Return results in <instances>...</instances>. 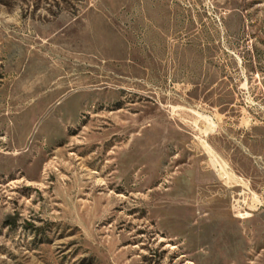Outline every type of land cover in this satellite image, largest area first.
I'll return each instance as SVG.
<instances>
[{
    "label": "rangeland",
    "instance_id": "1",
    "mask_svg": "<svg viewBox=\"0 0 264 264\" xmlns=\"http://www.w3.org/2000/svg\"><path fill=\"white\" fill-rule=\"evenodd\" d=\"M0 264H264V0H0Z\"/></svg>",
    "mask_w": 264,
    "mask_h": 264
},
{
    "label": "bare ground",
    "instance_id": "2",
    "mask_svg": "<svg viewBox=\"0 0 264 264\" xmlns=\"http://www.w3.org/2000/svg\"><path fill=\"white\" fill-rule=\"evenodd\" d=\"M227 176V175H226Z\"/></svg>",
    "mask_w": 264,
    "mask_h": 264
}]
</instances>
